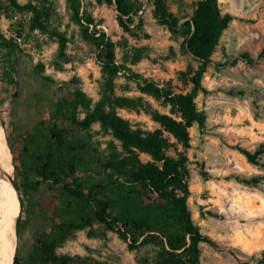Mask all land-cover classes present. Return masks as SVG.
<instances>
[{
    "label": "rangeland",
    "instance_id": "rangeland-1",
    "mask_svg": "<svg viewBox=\"0 0 264 264\" xmlns=\"http://www.w3.org/2000/svg\"><path fill=\"white\" fill-rule=\"evenodd\" d=\"M81 1L97 28L115 43V61L123 67L113 80L116 95L142 97L161 113L177 118L169 106L139 89L137 81L148 80L168 85L176 93H192L195 106L205 114L204 127L193 123L189 128L185 150L187 205L199 230L215 242L214 246L200 243L198 264H264V152L255 162L242 153H253L264 143V56H259L264 47V0H216L219 13H230L232 20L212 51V62L197 90L192 77L200 61L186 50V37L161 22L153 0H131L134 24L128 30L118 23L114 4ZM161 1L180 24L194 16L202 0ZM16 2L37 10L40 27H32L33 10L0 0V33L14 43L5 71L0 56V128L6 143L7 139L10 142L11 162L15 160L20 167L24 160L40 164L38 154L43 156L52 146L51 129H65L68 147L74 148L68 152L86 161L83 167L78 164V172L72 175L59 169L62 181L58 184L31 174L28 181H22L13 168L10 182L14 190L10 187L8 196L1 191L5 170H0V220L6 221L13 243L16 241L14 254L22 263L35 264L39 262L35 238L51 227L48 217L60 200L70 201L60 191L62 184L87 190L103 178L97 156H107L113 149L121 151V147L99 122L83 129L67 113L55 109V102L74 88L83 90L95 103L103 83L95 47L71 21L66 0ZM7 73L10 84L4 81ZM116 112L133 129L159 127L142 109L116 108ZM83 116L79 111L78 117ZM70 155L60 151L61 159L52 164L60 166ZM140 158L145 161L150 157L142 153ZM30 182L40 183L29 190L25 185ZM14 183L20 186L24 199L19 235ZM116 226L120 228L119 223ZM131 238L91 221L70 232L56 253L70 255L78 264H154L159 248L151 243L135 245Z\"/></svg>",
    "mask_w": 264,
    "mask_h": 264
},
{
    "label": "trees",
    "instance_id": "trees-1",
    "mask_svg": "<svg viewBox=\"0 0 264 264\" xmlns=\"http://www.w3.org/2000/svg\"><path fill=\"white\" fill-rule=\"evenodd\" d=\"M97 1L115 5L118 23L125 30L134 24L131 0ZM153 1L156 15L161 22L171 31H178L185 36L186 50L200 61L199 68L192 77L194 89H200L202 74L212 62L210 55L222 31L232 20V15H221L217 10L216 0H202L194 16L178 24L177 19L165 11L161 0ZM9 2L16 8L33 10L35 14L32 27H40L35 8L30 4L19 5L16 0ZM66 4L70 19L79 27L82 38L95 47L96 57L101 63L103 83L100 97L95 103H92L83 90L74 88L55 102V109L67 113L72 121L83 129L99 122L103 129L120 142L121 151L113 149L107 156H97L96 163L103 171V178L87 190H81L71 184H62L60 191L69 196L70 201L60 200L59 206L52 209V214L48 217L51 227L35 238L39 258V262L35 264H78L70 255L57 254L56 249L63 244L70 232L81 229L91 221L103 228L117 231L126 239L131 236V242L135 245L151 243L158 247L154 264H198L200 243L206 242L214 246L215 242L199 230L187 205L189 174L185 150L189 147V128L193 123L200 128L204 127L205 114L195 106L192 93H176L168 85L159 86L148 80L137 81L139 89L161 105L169 106L170 112L179 119L161 113L142 97L116 95L113 80L123 67L115 61V43L103 30L97 28L94 18L82 7L81 0H66ZM13 51L14 43L0 33L3 70L8 66V59ZM259 56H264V47ZM241 57L247 59L246 55ZM4 81L11 83L9 73ZM116 108L142 109L159 127L152 131L133 129L117 114ZM79 111L84 112L81 119L78 117ZM49 141L52 145L49 151L43 156L38 154L36 158L37 161L40 160V164H30L28 160H24L20 167L13 161L14 172L22 181H28L27 176L31 174L42 180L52 179L58 184L62 181L59 169H65L72 175L78 172V164L81 167L85 165L83 156H71L68 152L74 148L68 147L65 129H51ZM7 143L10 147L8 139ZM62 150L70 155L69 159L63 160L65 162L60 166L52 164L54 159H61ZM263 152L264 143L253 153L242 150L251 162H255L257 156ZM142 153L150 158L142 160ZM39 183H26L25 187L35 190ZM14 186L18 191L16 234L19 235L24 199L20 186L17 183H14ZM13 190L11 186V191ZM117 223L120 228H117ZM136 234L141 237L140 240L135 237ZM13 264L31 263H22L18 254H14Z\"/></svg>",
    "mask_w": 264,
    "mask_h": 264
},
{
    "label": "bare ground",
    "instance_id": "bare-ground-1",
    "mask_svg": "<svg viewBox=\"0 0 264 264\" xmlns=\"http://www.w3.org/2000/svg\"><path fill=\"white\" fill-rule=\"evenodd\" d=\"M4 168L5 175H3V189H1L4 196L10 195V182L13 165L11 162V154L7 146L3 132L0 128V170ZM2 182V181H1ZM2 186V185H1ZM1 193V192H0ZM12 233V232H11ZM14 243L11 234L8 232V226L5 220H0V264H13Z\"/></svg>",
    "mask_w": 264,
    "mask_h": 264
},
{
    "label": "water",
    "instance_id": "water-1",
    "mask_svg": "<svg viewBox=\"0 0 264 264\" xmlns=\"http://www.w3.org/2000/svg\"><path fill=\"white\" fill-rule=\"evenodd\" d=\"M14 185V184H13Z\"/></svg>",
    "mask_w": 264,
    "mask_h": 264
}]
</instances>
